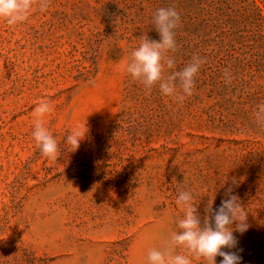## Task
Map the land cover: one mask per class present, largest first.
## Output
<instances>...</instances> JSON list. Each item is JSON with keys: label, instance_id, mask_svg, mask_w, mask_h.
<instances>
[{"label": "rangeland", "instance_id": "obj_1", "mask_svg": "<svg viewBox=\"0 0 264 264\" xmlns=\"http://www.w3.org/2000/svg\"><path fill=\"white\" fill-rule=\"evenodd\" d=\"M169 7L180 22L166 58L176 70L206 61L182 102L126 72ZM42 101L55 159L32 137ZM260 105L264 0H49L22 24L0 20V264H146L182 218L178 192L193 193L203 218L233 177L250 225L234 232L242 264H264ZM85 125L71 152L66 136Z\"/></svg>", "mask_w": 264, "mask_h": 264}, {"label": "clouds", "instance_id": "obj_2", "mask_svg": "<svg viewBox=\"0 0 264 264\" xmlns=\"http://www.w3.org/2000/svg\"><path fill=\"white\" fill-rule=\"evenodd\" d=\"M41 12L49 7V0H0V20L6 24L18 25L24 23L34 7ZM180 22V14L174 8H159L152 16V25L159 35V40L143 38L132 52L130 61L126 64V72L134 81L151 90L158 85L162 96L173 97L183 101L193 94L194 81L201 65L206 61L193 57L192 61L182 69L176 70L175 61L166 58V53L177 49L176 29ZM171 70L166 77L165 70ZM228 79V73H225ZM179 90V91H178ZM182 93V94H181ZM53 110L52 105L42 101L34 109L35 121L32 137L42 155L48 158H58L59 148L56 139L44 125V118ZM258 114H264V105L258 108ZM88 133L87 125L77 126L65 138V143L75 152ZM239 187V181L233 177L225 188L220 204L213 207L215 197H209L205 215L201 218L194 196L191 191L180 190L175 200L182 209V218L176 221V231L171 234L169 245L163 250L151 249L146 258V264H193V259L203 264H217L216 258L222 259L220 264H242L239 254L238 240L235 233L243 235L249 230L248 214L244 210L234 188ZM176 249L186 250L177 252ZM235 250V251H234Z\"/></svg>", "mask_w": 264, "mask_h": 264}]
</instances>
